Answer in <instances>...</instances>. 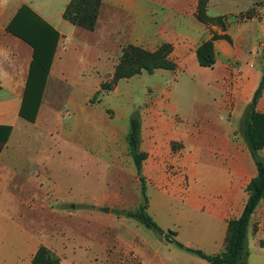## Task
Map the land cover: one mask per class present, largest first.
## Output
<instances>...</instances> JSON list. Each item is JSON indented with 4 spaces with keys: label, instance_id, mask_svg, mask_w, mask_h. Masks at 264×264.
<instances>
[{
    "label": "crops",
    "instance_id": "crops-1",
    "mask_svg": "<svg viewBox=\"0 0 264 264\" xmlns=\"http://www.w3.org/2000/svg\"><path fill=\"white\" fill-rule=\"evenodd\" d=\"M70 2L0 0V249H12L0 252V264H15L19 258L31 264L41 245L55 251L60 264H209L186 250H173L171 236L167 240L155 231L157 239L151 238L145 231L151 229L132 217L108 223L109 208L104 215L94 211L98 223L86 230L87 240L78 239L79 231L70 226L57 225L53 237L47 219H38L46 238L34 246L32 201H39L34 209L39 217L53 212L41 201L48 199L46 184H63L57 163L64 151L77 165L82 161L95 168L100 163L105 173L126 159L133 115L87 107L97 86L90 80L91 67L113 76L124 46L153 52L171 44L176 68L152 74L182 77L170 87L153 86L139 109L147 212L186 247L224 253L229 223L243 213L246 189L258 174L244 118L264 75V0H209V17H231L225 29L197 18L200 0H103L94 31L65 18ZM249 11L254 15L240 18ZM214 35L227 38L214 41L216 63L203 67L197 50ZM23 37L37 45L39 54L53 55L34 122L21 116L35 56V46ZM256 111L264 114V87ZM259 157L264 160V148ZM194 213L203 218L198 221ZM165 216L176 220L172 227L161 222ZM195 223L181 239L182 226ZM256 224L262 233L264 199L249 232ZM74 231L77 240L71 241Z\"/></svg>",
    "mask_w": 264,
    "mask_h": 264
},
{
    "label": "trees",
    "instance_id": "trees-1",
    "mask_svg": "<svg viewBox=\"0 0 264 264\" xmlns=\"http://www.w3.org/2000/svg\"><path fill=\"white\" fill-rule=\"evenodd\" d=\"M208 2L209 0H200L197 18L207 25L219 24L225 29L231 17H209L207 13ZM102 4L103 0H71L65 11V18L76 26L94 31L97 27ZM253 15V11H249L240 18H250ZM220 37L226 36L214 35L211 40L203 43L197 50L198 61L201 66L211 68L215 65L214 41ZM23 38L35 46V56L21 109V116L34 122L41 105L53 55L39 54L37 45L27 37ZM172 51L173 46L171 44H163L153 52L132 44L124 46L111 81L102 83L101 89L96 95L111 92L122 79H130L144 72L152 74L158 69L174 70L176 64L170 57ZM263 87L264 75L244 118V135L257 164L258 174L246 189L248 200L243 213L239 218L229 223L227 246L224 253L208 255L203 250L189 248L177 240H170V234L173 233H165L147 212L148 196L143 176V163L147 155L141 150V119L139 115H134L131 118L128 143L136 172L141 180L143 203L138 210L129 212L128 216L136 219L146 228L156 231L178 247L206 260L209 264H246V258L249 255L247 244L252 216L264 199V160L259 157V152L264 148V114L256 111L257 102L262 94ZM7 131L9 132V129ZM4 140H7V136H5ZM32 263L60 264L61 257L52 249L41 245L34 255Z\"/></svg>",
    "mask_w": 264,
    "mask_h": 264
},
{
    "label": "rangeland",
    "instance_id": "rangeland-1",
    "mask_svg": "<svg viewBox=\"0 0 264 264\" xmlns=\"http://www.w3.org/2000/svg\"><path fill=\"white\" fill-rule=\"evenodd\" d=\"M109 14L110 13L106 12L102 15L104 20H106ZM91 70L93 72L90 73L93 74V76L90 80H92V84H96L97 86L95 87V92L88 99L87 107L96 113L101 112L104 114L107 112L114 114L113 112H120L127 117L131 115L140 116L139 109L144 105V102L148 98V92H150L153 86L157 84L165 86L168 84V87H170L169 83L172 82L174 78L180 80L182 77L181 74H179V77H176V75H174V77H168L160 73L150 74L144 72L133 78L122 80L109 93L96 95L101 89V82L98 83V81L101 80L102 83H109L113 76L107 74L106 70L101 67H91ZM66 115H71V112H66ZM127 128L129 132V122ZM70 155L71 152L64 151L58 156L57 177L63 184H46L48 187V199L46 201H41L42 204H46L45 207L48 208V210H52L56 215L52 212L48 216L39 217L34 211V209L39 208V201H32L33 214L31 234L32 239L35 241L34 246L46 238V231H44L46 228L38 225V219H47L48 228H51V230L48 229V231L53 237H55V232L62 229L63 226H65V229H68L70 226L79 231L78 239L87 240L86 230L88 227L97 225L98 223V221L93 222L94 211L103 213L102 215H104V209L109 208L111 210L110 217L112 221L108 223L115 225L116 219L119 221L123 217H128L129 212L138 210L143 203L141 180L136 172L134 162L130 160V150L129 152L127 151L125 155L126 159L120 168L111 165L106 169V173L105 168L100 163L95 168L84 165L82 161L77 165L76 159L72 160ZM91 187H93V192H91ZM88 189H90V192H88ZM57 212L63 214L57 215ZM197 214L194 213L193 217H198V221H200L203 215L200 213ZM160 220L171 227L176 222L175 219L172 217L168 218L167 216L160 218ZM57 225L58 227L60 226L59 229L56 228ZM195 225L196 223L192 225H183V229L180 231V238H187L190 234L188 230H191ZM97 227H99V225ZM145 231L149 233L151 238L157 239L158 234L155 231L146 229ZM75 234V231L72 232L73 236L71 237V241L77 240ZM170 236L171 239L179 240L175 235ZM161 238L164 239L163 237ZM172 247L173 250L179 253L182 252L181 250H184L174 244ZM193 247L196 248V246ZM247 249L249 255L246 258V264H264V231L259 234V227L257 224L254 226L252 233L251 231L249 232ZM11 250L10 248L0 249V252L8 254ZM187 255L197 257L194 254ZM8 262L4 260L1 264H7ZM15 264H29V259L25 260L24 258H19L16 260ZM31 264L33 263L31 262Z\"/></svg>",
    "mask_w": 264,
    "mask_h": 264
},
{
    "label": "water",
    "instance_id": "water-1",
    "mask_svg": "<svg viewBox=\"0 0 264 264\" xmlns=\"http://www.w3.org/2000/svg\"><path fill=\"white\" fill-rule=\"evenodd\" d=\"M108 211V209H106Z\"/></svg>",
    "mask_w": 264,
    "mask_h": 264
}]
</instances>
